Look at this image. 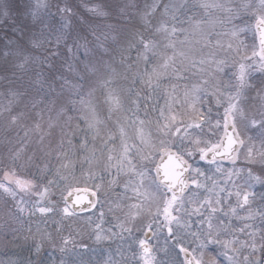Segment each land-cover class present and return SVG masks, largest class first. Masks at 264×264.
<instances>
[{"label": "snow or ice", "instance_id": "6c2138e0", "mask_svg": "<svg viewBox=\"0 0 264 264\" xmlns=\"http://www.w3.org/2000/svg\"><path fill=\"white\" fill-rule=\"evenodd\" d=\"M185 4L186 0H174L161 8L154 0L144 13L148 17L159 11L163 19L154 29L155 36L137 33L129 53L122 56L124 76L130 73L133 84L141 86L134 96L129 89L131 108H126L114 70L105 66L101 71L100 64L89 59L94 55L91 49L80 46L84 49V59L80 60L83 71L75 63L65 70L88 81L87 90L66 77H57L67 86L72 107L54 109L55 115L49 113L46 121L37 113L38 119L24 126V137L11 152V158L18 159L27 148L23 141L30 140L29 132L36 135L48 158L40 169L48 174L46 182L37 184L14 168L0 167V195L13 202L7 210L10 218L19 219L25 212L47 217L58 208L61 220L71 221L86 212H98V222L92 224L97 242L112 237L130 241L126 250L123 246L117 249L119 260L109 254L105 264H264V190L257 191L258 187L264 189V0H242L239 5L232 0H196L192 7L200 11L182 14ZM241 13L255 23L261 46L244 60L233 58L229 62L227 55L220 56L218 51L230 52L240 32L246 30L234 24L229 27ZM178 45H198L202 53L190 60L188 67L197 79L185 85L183 97L177 89L189 57ZM97 46L103 48V42ZM132 49L136 52L134 61H130ZM76 56L79 59L78 53ZM157 56L158 62L154 60ZM248 60L262 76L252 104L247 103V91L255 88ZM229 67L232 71L224 79ZM142 92L146 95L141 96ZM153 97L157 99L151 112L145 104L144 115H139L140 100L151 101ZM205 104L210 105L207 112ZM213 104L223 113L218 112L219 119L214 121L208 115ZM70 111L78 112L75 122ZM126 111L132 113L127 120L134 126V135H129L126 123L119 120L115 121V131L102 135L107 120ZM5 112L8 125H22L23 112H13L11 107ZM61 121L64 127L55 150L50 145L44 148ZM249 130H255L259 138L248 135ZM98 138L103 146L99 156L95 146ZM241 152L248 166L229 169L225 183H217L200 166L201 162L216 166L219 173L217 157L231 159L235 154L238 159ZM78 162L81 176L87 175L91 186L75 176ZM97 169L100 183L96 182ZM53 189L59 191L62 206L52 200ZM105 191L114 196L109 212L120 214L115 226L118 232L103 227L105 213L97 206ZM21 193L34 198L30 205L22 196L17 199ZM193 217L198 225L195 230ZM233 220L238 223L233 224ZM185 236L192 238L187 246ZM62 243L64 248L74 246L72 234L63 237ZM80 247L87 250L85 244Z\"/></svg>", "mask_w": 264, "mask_h": 264}, {"label": "trees", "instance_id": "16d2710c", "mask_svg": "<svg viewBox=\"0 0 264 264\" xmlns=\"http://www.w3.org/2000/svg\"><path fill=\"white\" fill-rule=\"evenodd\" d=\"M172 2L174 0H161V8L163 4ZM45 3L52 4L40 12L42 13L41 20L48 21L49 30L58 32L55 38L49 35L33 37L36 43H31L25 39L29 34L18 28L12 21L11 24H7L6 21L0 23V167L14 168L18 174L46 182L48 174H42L40 169L42 161L48 158L43 155L36 135L29 132L30 140L23 141L27 144V148L18 159L13 160L11 152L15 151V147L19 146L21 138L24 137V126H30L33 120L38 119L37 113H42L44 121H46L49 113L55 115L54 109H59L62 105H67L68 108L72 107L68 104L70 93L67 86L64 85L63 79L57 77H66L68 80L82 85L85 91L87 90L88 81L80 80L65 70L68 64L75 63L77 69L83 71L80 60L84 59V49L80 46L85 45L94 54L89 56V59L96 60L101 66V71L105 66L109 70H114L113 75L118 76V87L124 95L127 94L130 87H141L138 82L133 84L130 73L127 77L124 76L126 69L121 63L122 56L129 53V44L134 42L137 33L155 36L154 29L163 18L157 11L155 15L148 16L151 21L148 28H145V20L148 17H145L144 13L154 3V0H46ZM189 8L186 3L185 9L181 10L182 14L185 12L191 14L193 11ZM24 27L26 28V25ZM16 32L22 34L16 36ZM241 34L245 35V31ZM14 36H16L15 41L19 44L13 48L8 47L11 52L6 54L3 44ZM156 38L158 39V37ZM100 42H103V48L97 46ZM69 48L72 49L71 54L68 52ZM77 53L79 59H77ZM129 55L130 61H134L135 49H132ZM154 60L158 62L159 57H155ZM184 68L188 70L185 63ZM139 89L131 88L133 96ZM96 95L99 96L98 91ZM143 95L146 93L142 92L141 96ZM155 101L156 97H153L151 101L141 99L140 105L148 104V108H150L148 110L151 112ZM8 107H11L13 112L25 114L22 125L16 127L8 125L5 112ZM77 114L76 111L69 112L74 122ZM121 114L123 115V113L114 115L112 119L120 117ZM104 116L107 119L106 112ZM112 119L107 120L102 135L113 130L115 124ZM63 127L64 121H61L60 126L53 130L51 136L47 137L44 148H48L50 145L55 150L60 129ZM204 133L207 134L206 129H204ZM91 143L92 141H90ZM95 146L97 156H99L103 148L99 138L95 141ZM73 159L79 161L77 155H74ZM51 163L55 164V160L52 159ZM75 173L76 177L81 173L79 162ZM83 180L87 181L85 175ZM106 180L107 177H105ZM3 200L0 197V201L3 202ZM5 206L4 210L6 211L3 212H7L9 209L7 202ZM0 207H3L2 204ZM7 219L8 222L2 229L4 233L0 231L1 236L7 232L8 237L12 233L21 237L29 231V223L26 219L21 221L10 218L9 215ZM31 230L34 231L36 228L32 227ZM25 232L26 234H24ZM22 240L19 238L18 242L21 243ZM9 241L14 242L11 239ZM20 245H24V243ZM21 256L23 257L25 254H21Z\"/></svg>", "mask_w": 264, "mask_h": 264}, {"label": "rangeland", "instance_id": "374dc122", "mask_svg": "<svg viewBox=\"0 0 264 264\" xmlns=\"http://www.w3.org/2000/svg\"><path fill=\"white\" fill-rule=\"evenodd\" d=\"M45 2L46 0H0V23L1 21H6L7 24H11L12 21L18 28L29 34V36L25 39L28 42L30 41L31 43H36L33 37L38 38V36L49 35L50 37L55 38L58 35V32L56 30H49L47 27L48 21L41 20L42 13L40 12H43V10L48 5L52 4ZM160 2L161 0H159V3ZM186 3L190 7L189 9L193 12L200 11L199 9L192 7V5L196 3V0H186ZM232 3L239 5L242 3V0H232ZM158 20H160V18H158ZM150 21L151 19L149 17L145 20V28H148ZM233 24L239 26L240 28H245L246 30L245 35L241 34L243 31L240 32L239 40L233 45V49L230 52H227L226 50L218 51V55L220 56L227 55L229 62H231L233 58L236 61H242L246 57L251 56L253 49L258 50L260 48L255 23L251 21V18L248 15H244L243 13H241L231 21L229 27H231ZM24 25H26V28L24 27ZM248 25L251 26L248 27ZM15 34L16 36H20V34L22 33L16 32ZM16 36L9 38V40L3 44L4 52L6 54L11 52L8 47L11 46L13 48V46L16 47L19 44L17 41H15ZM179 47L185 48L186 54L189 57V59L184 62L187 67L192 57H198L202 54L198 45H181ZM204 54H206V50ZM247 63L252 65V68L249 70L251 72L250 80L251 83L255 85V88L249 89L247 91V95L249 97L247 103L252 104V97L255 95L256 88L261 87L262 76L260 71L256 69V64L252 60H248ZM183 70L184 79L180 81L181 84H179L177 89V94L180 97H183L185 85L190 86L191 83L195 82V80L197 79L196 74L192 70H190L189 67L188 70H186L185 68ZM231 71V67L227 68L225 70L223 78L228 79ZM130 88L139 89L140 87ZM128 92L129 90L127 91V94L124 95L125 105L126 108H131L133 107L130 103L132 97L128 95ZM160 103L163 104L164 100L161 99ZM140 107L142 111L139 113V115L143 116V103L140 105ZM209 107L210 105L205 104L204 110L207 112ZM211 108L212 111L208 113L209 119L213 121L219 119L217 113L219 112L220 115H222V110L218 109L214 104L211 105ZM148 109L150 110V108ZM131 115V112L126 111L123 113V115L121 114L120 117L113 118L112 120L113 124H115V121L117 120L122 123H126L129 135H134V126H132L131 122L127 120V118ZM115 129L116 125L113 126L112 131H115ZM205 129L208 132V128L205 127ZM241 129L243 130V125H241ZM213 130L215 131V129ZM247 134L253 136L256 139L259 138L255 130H249ZM219 135H222V133H219ZM118 140L119 137H117V142ZM193 163L196 164L198 162L193 161ZM217 164L221 168V172L219 173L215 171L216 166L205 165L203 164V162H201L200 164V166L203 167L207 172V175L215 179L217 183L226 182V174L229 169L235 170V168H245L248 166L246 165L245 155L243 154V152H241V154L239 155V159L235 163V165L233 163L224 164L219 162H217ZM256 167L259 168L260 166L257 165ZM5 168H7V166ZM95 175L97 178L96 182L100 183L98 179L100 175L99 169L96 170ZM81 177L83 180L84 176H81V173H79L77 178L80 179ZM85 177L87 178L89 186H91V181L88 180L87 175H85ZM29 178L33 177L29 176ZM33 179L37 184L45 182L40 179ZM201 179L203 180V178ZM261 190L264 189H261L259 187L257 188L258 192ZM21 196L25 201L29 202V205L31 204V200L34 199L33 197H30L29 195H25L23 193H21L17 197V199H20ZM0 197L4 199L3 202L0 201V204H2L3 206L2 208L0 207V231L4 233V230L2 229L8 222V211L3 212L6 211L4 210V208L6 207L5 203H8L7 208H12L13 202L4 195H0ZM112 199H114V196L113 194H111V191H105L100 196V203L97 207H102L105 213V216L103 218L104 229L111 228L113 232H118L119 229L115 226L118 223L117 217L120 214L116 213L114 215L112 212H109L110 201ZM52 200L58 207L62 206L59 191L56 189H53ZM24 219H26V221L29 223V231L27 232V234L26 232L24 233L26 235L18 237L17 235L12 233L8 237L7 232L3 236L0 235V264H105V261L107 260L109 254H111L113 258L119 260L120 258L117 255V249L123 246V248L126 250L128 244L130 243L129 240H121L118 237H112L111 239H105L102 242H97L93 236L92 224L98 222V212H86L82 216L74 217L71 221H62L57 208V212L55 214L47 217L30 215L28 212H25L22 216L19 217V220L21 221H24ZM195 219L196 218L193 217V230L198 227V225H195ZM237 223L238 222L236 220H233V224ZM32 227H35L36 230H31ZM69 233L72 234L75 245H69L67 248H64L62 238L67 237ZM134 235H139V233L134 232ZM19 238L23 239V242L21 243H24V245H20L21 243L18 242ZM10 239L14 240V242H8V240ZM191 240V236H185L186 246L191 242ZM169 242L171 243L172 241ZM160 243L162 244L163 240H161ZM81 244L87 245V250L81 248ZM14 245L16 246L13 247ZM192 246L195 247V245ZM21 254H25V256L22 257ZM181 258H183L182 254ZM221 260L223 259L221 258Z\"/></svg>", "mask_w": 264, "mask_h": 264}, {"label": "water", "instance_id": "95a60500", "mask_svg": "<svg viewBox=\"0 0 264 264\" xmlns=\"http://www.w3.org/2000/svg\"><path fill=\"white\" fill-rule=\"evenodd\" d=\"M257 31V30H256ZM257 35H258V41H259V45H260V33L257 31ZM261 46V45H260ZM223 135V134H222ZM232 160H238L237 158H236V155L235 154H233V157L231 158V159H229V158H227V157H225V158H220V157H217V161H221V162H226V163H232ZM183 255V254H182Z\"/></svg>", "mask_w": 264, "mask_h": 264}]
</instances>
